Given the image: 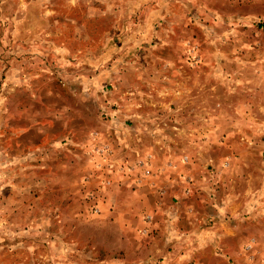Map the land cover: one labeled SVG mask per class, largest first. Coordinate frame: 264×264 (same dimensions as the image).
<instances>
[{"label":"rangeland","instance_id":"1","mask_svg":"<svg viewBox=\"0 0 264 264\" xmlns=\"http://www.w3.org/2000/svg\"><path fill=\"white\" fill-rule=\"evenodd\" d=\"M0 264H264V0H0Z\"/></svg>","mask_w":264,"mask_h":264},{"label":"crops","instance_id":"2","mask_svg":"<svg viewBox=\"0 0 264 264\" xmlns=\"http://www.w3.org/2000/svg\"><path fill=\"white\" fill-rule=\"evenodd\" d=\"M223 138L225 140L223 142L224 146H226L228 148L227 150H229L230 153L233 154V156H236V154H238L240 150H243V148H241V144H243V143H241L238 139H236L234 137L231 138V137H229L227 135L224 136ZM228 138H229V140H228ZM243 140L245 141L246 137ZM247 141H248V143H253L254 142L250 138L249 139L247 138Z\"/></svg>","mask_w":264,"mask_h":264}]
</instances>
